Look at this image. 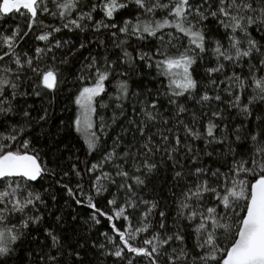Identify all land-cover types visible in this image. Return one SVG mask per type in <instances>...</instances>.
Returning <instances> with one entry per match:
<instances>
[{"label":"snow or ice","instance_id":"obj_1","mask_svg":"<svg viewBox=\"0 0 264 264\" xmlns=\"http://www.w3.org/2000/svg\"><path fill=\"white\" fill-rule=\"evenodd\" d=\"M0 264H264V0H0Z\"/></svg>","mask_w":264,"mask_h":264},{"label":"trees","instance_id":"obj_2","mask_svg":"<svg viewBox=\"0 0 264 264\" xmlns=\"http://www.w3.org/2000/svg\"><path fill=\"white\" fill-rule=\"evenodd\" d=\"M64 103H65V101H64L63 97H61V98L58 100V102H57V109H59L60 107H62ZM66 115H68V114H66ZM81 143H82V142H81Z\"/></svg>","mask_w":264,"mask_h":264}]
</instances>
